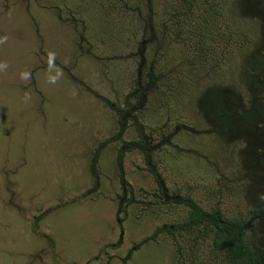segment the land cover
I'll list each match as a JSON object with an SVG mask.
<instances>
[{
	"label": "rangeland",
	"instance_id": "1",
	"mask_svg": "<svg viewBox=\"0 0 264 264\" xmlns=\"http://www.w3.org/2000/svg\"><path fill=\"white\" fill-rule=\"evenodd\" d=\"M252 9L0 0V264H227L204 224L178 227L195 207L249 222L264 191L259 138H219L192 106L211 83L241 109L264 97V14ZM128 111L136 121L116 137ZM137 128L153 138L150 165L123 145Z\"/></svg>",
	"mask_w": 264,
	"mask_h": 264
},
{
	"label": "trees",
	"instance_id": "2",
	"mask_svg": "<svg viewBox=\"0 0 264 264\" xmlns=\"http://www.w3.org/2000/svg\"><path fill=\"white\" fill-rule=\"evenodd\" d=\"M250 4L253 14L255 10L263 11L255 4L264 2V0H247ZM146 76L150 79L151 84L154 82L155 77L152 76L150 71H147ZM264 86V83H263ZM201 96L208 100L209 110L211 115L217 116L219 121L212 122L211 124L219 133H226L221 135L222 138L240 134L241 136H256L261 141L263 148L262 157L264 158V97L259 101H255L254 97H250L247 106L241 109L240 103L236 100L227 99L228 104L221 103L222 101L213 98L218 96L217 91L208 90ZM212 96V97H211ZM200 98V97H199ZM197 100L195 110L199 111ZM222 99V98H221ZM220 103V104H217ZM220 126V127H217ZM120 134L116 137L120 138ZM107 142V141H106ZM127 143L124 142V146ZM101 147V146H100ZM248 153L253 154V150L249 149ZM118 157L119 161L122 160V156ZM97 160V154L95 155L92 166L94 167ZM261 181L264 185V164L262 167ZM246 218L249 222H246L240 215L233 219L222 218L218 211L207 213L202 211L199 207H195L190 211L186 221L181 224L179 229H186L188 227L198 228L201 224H204L205 231L201 236L206 237L211 233V249L213 256H222V259L227 264H264V242L257 247L252 248L250 242H245V231L248 229L250 232L255 233L256 230L264 231V191L261 196L252 201L251 211H248ZM248 224H251L250 226ZM206 225H210L208 227ZM200 236V237H201ZM147 237L143 243L148 240Z\"/></svg>",
	"mask_w": 264,
	"mask_h": 264
},
{
	"label": "flooded vegetation",
	"instance_id": "3",
	"mask_svg": "<svg viewBox=\"0 0 264 264\" xmlns=\"http://www.w3.org/2000/svg\"><path fill=\"white\" fill-rule=\"evenodd\" d=\"M262 61H263L262 58L259 57L258 62H262ZM209 90L217 91L216 88L214 87V85L212 83L210 84V89ZM220 91H222L224 93L222 95L223 99H221L222 97L220 96L219 93H218V96L217 97H213V98H216V99L222 101L221 103L228 104L227 103L228 102L227 101V99H228L227 98V95L228 94H227L226 89L223 87ZM205 92L206 91L201 92L199 94V96H198V98L200 97L199 98V102H198L199 111H196L195 110V106H196L197 101H196L195 104L194 103L192 104L193 111L196 114H199L200 117L203 118L206 123H210V121H211V123L212 122H215V121H219V118L217 116L211 115V111L209 110V106H208V100L205 99V98H203L201 96V94H204ZM198 98H197V100H198ZM217 104H220V103H217ZM119 117L121 118V129L119 131V134L120 133L122 134V131L126 129V121L127 122L128 121L131 122V120H133V123H135V121H136L135 117L131 113H129L126 116H119ZM211 123H210L211 126L214 125V124H211ZM137 127H138V125H137ZM217 127H220V126L217 125ZM212 129H215V128L212 126ZM213 133L215 135H217L219 138H222L221 135H224V134L226 135V133H219L217 131H214ZM233 134L234 135L231 136V137H235V136L238 135V134H235V132ZM136 135H137V139L134 140V141L133 140L132 141H126V143H127L126 146H129L133 151L140 152V154L143 155V159L145 161V164L146 165H150L151 162L153 163V154H154V148H155V145L153 144V142H154L153 141V138L150 136V134L147 135L146 133H144L141 128H137L136 129ZM229 138L230 137H226V138H222V139H227L228 140ZM103 144H104V142L101 143L99 146H102ZM99 150L100 149H98V147H97V149L95 150V153H94V155L92 157L91 163H92L95 155L97 154V160H96V163H95V164H97ZM119 163H120V161H119ZM8 208H9V205L6 206V211L4 213V215H6V216H4V218H6V219L1 220L2 223H4L5 225H7V226L10 227V228H6L4 230V233L5 234H8V231L10 229H15L14 223L12 222V226H11V222L9 221V216H10L11 213L9 212V209ZM3 238L4 237L2 235H0V239H3Z\"/></svg>",
	"mask_w": 264,
	"mask_h": 264
},
{
	"label": "clouds",
	"instance_id": "4",
	"mask_svg": "<svg viewBox=\"0 0 264 264\" xmlns=\"http://www.w3.org/2000/svg\"><path fill=\"white\" fill-rule=\"evenodd\" d=\"M130 113V111H128L126 114H122V115H120V116H126V115H128Z\"/></svg>",
	"mask_w": 264,
	"mask_h": 264
}]
</instances>
